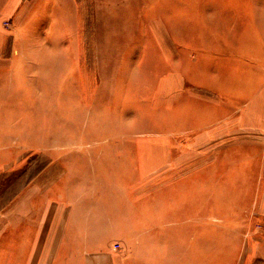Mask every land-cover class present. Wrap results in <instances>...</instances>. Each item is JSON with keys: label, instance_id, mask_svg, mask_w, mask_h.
I'll list each match as a JSON object with an SVG mask.
<instances>
[{"label": "rangeland", "instance_id": "374dc122", "mask_svg": "<svg viewBox=\"0 0 264 264\" xmlns=\"http://www.w3.org/2000/svg\"><path fill=\"white\" fill-rule=\"evenodd\" d=\"M215 9L210 0H0V242L14 244L12 249L17 247L18 220L11 218L18 217L19 192L31 187L53 159L42 151L30 152L31 148L40 151L58 143L57 147L67 149L66 154L59 150L60 158L70 160L80 170L89 171L93 180L100 177L108 185H112L114 173L119 178L125 173L104 159L103 153L114 155L112 148H117L116 153L123 156L122 164L135 163L133 175L137 183L131 190L137 197L126 199L123 188L112 185L115 206L127 219L119 222V236L107 242L114 250L116 262L136 254L137 239L141 245L146 237L145 216L136 221L129 213L135 209L146 213L160 211L158 203L163 193L172 196L182 191L197 195V190L188 185L193 179L187 180L181 171L192 160L198 161L197 167L203 171L212 170L223 150L217 151L219 146L210 150L211 145L221 143L215 139L225 135L214 132L204 139L205 136L196 137L193 132L198 131L191 129L199 121L194 112L204 114L208 98L214 102L208 113L216 114L217 106L224 105L222 98H205L195 91L201 84L194 89L195 71L207 72L210 68L211 55L204 53L206 46L200 41L210 46L216 37L224 36L223 29L210 27L218 24ZM24 53L39 57L35 73L31 71L38 79H19L25 71L22 68L26 62L21 56ZM55 53L59 60L54 59ZM211 72L213 69L202 75L222 81L224 76L211 77ZM207 78L199 77L202 83ZM30 81H37L36 93L30 92ZM58 88L62 95L69 96V106L55 104L50 108L49 96ZM43 89L50 93H42ZM40 96L39 105L33 109V97ZM247 104L248 101L244 103ZM34 117L39 120L36 125ZM112 132L134 134L102 135L95 139L98 143L84 141L89 136L95 138L97 133ZM38 136L43 139L38 140ZM49 136L58 139L49 140ZM154 138L162 144L146 146L154 162L144 169L138 157L142 145L137 142ZM94 143L98 145L92 146ZM75 144L83 145L79 148ZM82 149L93 150L94 154L90 156ZM163 165L166 180L162 179ZM183 184L187 185L183 188ZM37 197L29 198L31 204L26 202V229L30 214L33 217L43 211H39L44 206L38 202L42 196ZM105 202L109 204L111 198ZM97 203L88 204L90 210H95ZM58 208L60 215L62 207ZM243 215L246 229L234 247L224 251L217 243L211 245L219 251L211 252L218 264H264V219H260L264 213L259 214L252 205L243 210ZM149 222L147 218L146 223ZM228 223L202 220L207 233ZM169 232L165 254L170 261L179 260L182 253L176 251L178 238ZM202 256L211 258L209 254Z\"/></svg>", "mask_w": 264, "mask_h": 264}, {"label": "crops", "instance_id": "0c3cea01", "mask_svg": "<svg viewBox=\"0 0 264 264\" xmlns=\"http://www.w3.org/2000/svg\"><path fill=\"white\" fill-rule=\"evenodd\" d=\"M210 4H215L218 23L215 24L216 26L211 24L210 27L223 29L224 36L216 37V42L210 46L204 40L200 41V45L206 46L204 53L211 55L210 68L207 72H201V69L195 71L194 89L196 85L201 84L195 91H200L205 98L209 96L222 98L224 105L217 106L216 114L212 111L208 113L212 108L211 105L214 104L208 98V103H205L206 112L204 114L201 111L194 112L195 119H199V121L194 123V127L191 129L198 131L193 132L196 137L198 135L205 136L204 139L214 135V132H223L225 135L220 139H215L221 143L211 145L210 150L215 147L217 149L220 147L217 151L223 150V153L220 154V161L212 170L203 171L197 167L198 161L192 160L187 165L188 167L181 171L185 177H188L187 180L193 179V183L188 185L192 186L193 190H197V195L195 192L192 196L190 192V194H186L182 191L172 196L163 193L160 203H158L160 211L146 213L138 212L135 209L134 212L129 213L131 219L133 217L139 221L141 215H144L146 222L147 218L151 222H145L147 231L144 243L139 245V240L136 241L139 248L136 254L132 253L133 255H129L123 260L120 258L116 262L114 250L107 242L111 238L119 236L117 234L118 227L122 226L119 222L126 217L121 215L115 206L113 190L115 186L122 187L121 192L126 199L137 197V194L132 192V188L137 183L133 175L135 163L133 165L122 164L123 156L119 152L116 153L117 148H112L115 150L114 155L103 153L104 159L112 165L116 164L120 167L121 173H125H122L123 177L120 178L115 173L113 174V187L101 181L100 177L93 180L89 171L84 172L70 160L65 161L60 158L62 155L59 150L66 154L67 149L57 147L58 143H53L52 146L44 147L40 151L37 148H31L30 152L34 151L39 154L42 151L47 157L53 159L47 166V170L35 179L31 187L23 188L22 192H19L18 217L11 218L14 221L18 220L17 247L12 249L14 244L12 246L9 244L10 242H0V264H218V260L211 252L218 253L219 251L217 248H212L211 245L217 243L215 245L222 246L224 251L235 246V240L238 241L246 229V217L243 215V210L255 205L259 214L263 215L264 0H210ZM212 20L210 21L214 23ZM21 56L22 60L27 63H25L27 67L22 68L25 71L19 74V79H23V77L38 79L37 74L32 72L35 73L36 61H39V57L27 53L21 54ZM53 56L54 54H51L50 58ZM54 59L59 60L58 54ZM24 62H21V65ZM212 69L211 77L224 76L222 81L215 78L208 79L202 75ZM26 71H28L27 74ZM199 77L207 79L202 83ZM18 83L20 82L18 81ZM36 83L37 81L28 82V86L31 87L30 92L36 93ZM42 93H50V91L43 89ZM53 93L55 94L49 96L52 100L50 108L55 104L69 106V96L62 95V89ZM41 97L38 99L33 97L36 102V105H32L33 109L34 106L39 105L37 103ZM247 101L248 104L245 106L244 103ZM256 110L258 114L255 112ZM33 123L35 125L39 123L37 117H34ZM133 134L97 133L95 138L91 139L89 136L84 141L95 142V139L102 135L131 137ZM37 139L42 140L43 137L38 136ZM48 139L56 141L58 138L49 136ZM156 139H140L137 142L142 145L138 149V157L144 169L149 166V163L154 162L153 159H150L149 147L146 146H155L154 143L158 146L162 144V141ZM95 143L92 146L98 145ZM116 144L111 143L112 146ZM82 145L75 144L79 148ZM184 145L185 143L181 147L182 150ZM82 150L89 153L90 156L94 154L93 150ZM160 169L164 180L166 166L163 165ZM186 185L183 184L182 187L184 188ZM27 190H31L32 193L31 191L27 193ZM124 190H128V192ZM39 195L42 198L38 202L44 206L39 211H43L34 214L33 217L30 214L26 229V202L31 204L29 198H38ZM107 197L111 198L109 204L105 202ZM96 198L101 201L97 203ZM91 199H94L92 203H90ZM94 203L97 205L94 207L95 210L91 208V211L88 204L91 206ZM58 205L62 207L60 215ZM145 210L147 211V209ZM203 219L214 221L220 219L229 223L221 229H209L208 234V228L202 226ZM260 219H264V215ZM187 221L192 223H187ZM160 225L169 226V228H161ZM175 225L178 226V229H175ZM261 225L264 227V224L261 223ZM191 226L192 229H190ZM259 228L261 229L260 226ZM169 231L173 233V237L178 238L179 247L176 251L182 253L179 260L170 258L172 260L170 261L165 254L167 239L170 236ZM207 237L210 239L206 240ZM262 237H264V231ZM218 242L221 244L218 245ZM261 243L260 241L259 244ZM138 253L140 255H137ZM203 254H209L211 258L203 259Z\"/></svg>", "mask_w": 264, "mask_h": 264}]
</instances>
